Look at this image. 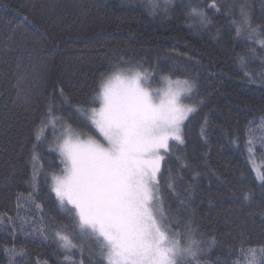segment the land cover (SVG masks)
<instances>
[{
    "label": "trees",
    "instance_id": "obj_1",
    "mask_svg": "<svg viewBox=\"0 0 264 264\" xmlns=\"http://www.w3.org/2000/svg\"><path fill=\"white\" fill-rule=\"evenodd\" d=\"M211 2L172 0L167 13L150 14L144 0H0V218L27 221L13 233L0 226V264H13L7 248L23 252L14 264H69L50 229L45 238L30 228L43 215L71 231L73 219L47 185L33 191L37 128L54 105L74 130L99 138L64 103L61 89L72 104L93 106L101 78L117 65L128 67L125 61L140 62L153 79L161 73L194 80L203 101L186 122V143L162 167L171 169L174 182V191L162 190L166 205L198 227L203 264H232L242 242L264 245V184L244 145L264 120V50L245 31L236 35L242 7L253 27L264 28V0H216L220 11ZM189 6L203 8L211 23L201 28ZM254 142L264 172L262 139ZM61 159L39 145L35 165L59 172ZM73 241V260L106 264L93 240L73 235Z\"/></svg>",
    "mask_w": 264,
    "mask_h": 264
},
{
    "label": "snow or ice",
    "instance_id": "obj_2",
    "mask_svg": "<svg viewBox=\"0 0 264 264\" xmlns=\"http://www.w3.org/2000/svg\"><path fill=\"white\" fill-rule=\"evenodd\" d=\"M171 3L164 0L161 5L153 0L150 14L167 13ZM210 7L220 11L216 0ZM189 17L201 28L211 23L209 14L200 7L189 6ZM240 20L236 35L240 36L243 28L244 38L264 50V28L253 27L243 7ZM124 64L128 67L117 65L113 75L101 78L93 106L72 104L61 89L64 103L73 109L75 117L89 128L94 125L102 140H81L80 133L68 119L58 115L54 105L45 112L33 145L31 184L33 191H38L41 183L47 185L61 207L71 206L68 211L73 213L72 228L69 231L49 224L43 215L30 228L45 238L50 229L69 264H83L82 260H73L72 249L77 247L73 235L93 240L106 264H203L205 242L198 227L190 219L175 217L162 194L163 189L174 191L171 169L162 171L163 162L186 143V122L203 101L196 99L194 80L172 79L161 73L153 79L147 69L139 71L143 68L140 62ZM160 81L165 85L162 89L158 87ZM97 100L101 101L99 108L94 106ZM254 123H249V133ZM259 124L264 127V120ZM53 144L55 147H51ZM39 145L59 151L64 165L59 172H45L42 165H35ZM244 145L251 157L256 151L251 136H246ZM260 151L264 153V138ZM256 179L264 184V172ZM25 223L20 220L17 224L12 217L0 218V226L7 224L10 233L23 229ZM5 251L13 264L17 256L23 255L16 248ZM232 264H264V245L253 247L242 242Z\"/></svg>",
    "mask_w": 264,
    "mask_h": 264
},
{
    "label": "rangeland",
    "instance_id": "obj_3",
    "mask_svg": "<svg viewBox=\"0 0 264 264\" xmlns=\"http://www.w3.org/2000/svg\"><path fill=\"white\" fill-rule=\"evenodd\" d=\"M145 2H146V4H147V6L149 7V9H151V7H152V3H153V0H144ZM158 2L161 4V5H163V3H164V0H158ZM242 31H245L243 28H242ZM145 69H147L148 70V72H150V73H152L151 72V70L150 69H148V68H146V67H143V68H140L139 69V71H141V72H144V70ZM114 74V72H111L109 75H107L105 78H107L108 76H111V75H113ZM172 79H176V78H172ZM146 83V82H145ZM165 85H164V83H163V81H160V84L158 85V87H160L161 89L164 87ZM100 102V105H99V107L101 106V101H99ZM98 107V108H99ZM98 131V130H97ZM79 133H80V139L81 140H87V139H89L90 137L92 138V139H100V140H102V137H99V138H97V137H95V136H92L91 134H88V133H82L81 131H79ZM257 135H255V138L257 139L258 137H260L261 139L262 138H264V127H262L261 129H259V131H257V133H256ZM254 138V137H253ZM254 138V139H255ZM254 139H253V141H254ZM257 141V143H260L258 140H256ZM172 143H174V142H172ZM255 143V142H254ZM246 150V149H245ZM246 153H247V156H248V158H249V160L251 161V163H252V165H253V167L255 168V170H256V172H257V174H260L261 173V171H260V167H259V165H258V163H257V159H256V156H255V154L253 153V155L250 157L249 156V153L246 151ZM59 202V201H58ZM68 207H70L71 208V206L70 205H65L64 207H62L64 210H66V209H68Z\"/></svg>",
    "mask_w": 264,
    "mask_h": 264
}]
</instances>
